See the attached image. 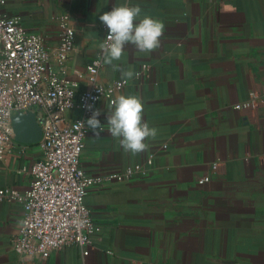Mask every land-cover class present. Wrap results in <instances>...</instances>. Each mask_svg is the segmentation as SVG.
I'll list each match as a JSON object with an SVG mask.
<instances>
[{"label":"crops","instance_id":"0c3cea01","mask_svg":"<svg viewBox=\"0 0 264 264\" xmlns=\"http://www.w3.org/2000/svg\"><path fill=\"white\" fill-rule=\"evenodd\" d=\"M124 4L140 7L141 19L165 24L159 49L126 45L113 62L134 73L150 64L116 96H139L144 121L158 133L145 141L146 151L125 152L108 132L112 105L102 98L104 131L98 139L89 131L80 163L92 176L151 153L154 165L146 175L89 189L85 203L99 232L88 255L72 244L24 261L14 249L23 206L0 201V264H264V110L253 123L235 108L264 79V0H6L4 8L48 47L59 43L60 17L66 18L76 40L62 73L77 83L78 99L91 85L87 67L102 56L106 30L99 16ZM116 79L121 73L103 64L99 82ZM67 115L76 119L80 110ZM39 142L15 139L1 155L0 189L31 186L30 169L44 156ZM215 161L224 164L214 172ZM205 174L211 180L199 184Z\"/></svg>","mask_w":264,"mask_h":264},{"label":"built area","instance_id":"2783aa9c","mask_svg":"<svg viewBox=\"0 0 264 264\" xmlns=\"http://www.w3.org/2000/svg\"><path fill=\"white\" fill-rule=\"evenodd\" d=\"M6 0H0V157L15 142L13 115L37 108L42 126L40 147L44 156L35 161L30 172L31 186L24 191L0 189V201L22 204L24 217L14 249L24 261L47 259L55 250L77 244L89 254L98 235L90 209L85 203L89 189L104 181H129L136 175L148 174L155 154L123 170L103 175H88L80 163L86 137L91 130L86 121L99 110L102 98L112 101L124 87L122 79L102 84L98 74L103 63L95 59L87 68L90 87L76 99L77 83L62 71L75 49L76 32L66 18L60 17L61 36L54 47L46 46L44 37L27 30L18 15L5 11ZM106 37L108 29L106 26ZM105 37V39H106ZM54 62L56 67L50 68ZM56 68V69H55ZM150 64H143L136 73L141 78ZM77 107L80 116L69 119L67 113ZM250 122L260 118L264 110V79L255 80L249 97L235 105ZM85 122L84 128L78 123ZM166 147V145L164 146ZM223 161H215L217 171ZM211 180L210 174L198 179L199 184Z\"/></svg>","mask_w":264,"mask_h":264},{"label":"clouds","instance_id":"9594fccd","mask_svg":"<svg viewBox=\"0 0 264 264\" xmlns=\"http://www.w3.org/2000/svg\"><path fill=\"white\" fill-rule=\"evenodd\" d=\"M141 12L142 9L138 6L124 4L114 6L111 11L99 16V20L108 29V35L100 45L102 57L96 63L111 65L114 71L121 73V79L125 83L139 76V73L124 71L118 64L113 63L119 61L125 54L126 45L133 46L137 52L151 53L161 47V37L165 32L163 21L150 15H144L141 19ZM111 103L112 111L106 117L110 135L119 140L125 152L138 154L146 151L149 145L145 141L149 138L155 139L158 130L144 121L142 99L137 95H120ZM100 115L99 110L93 111L92 116L86 121L97 139L104 131L98 119ZM78 125L84 128L85 122Z\"/></svg>","mask_w":264,"mask_h":264},{"label":"water","instance_id":"95a60500","mask_svg":"<svg viewBox=\"0 0 264 264\" xmlns=\"http://www.w3.org/2000/svg\"><path fill=\"white\" fill-rule=\"evenodd\" d=\"M15 139L25 143L39 142L42 126L33 110L18 112L12 118Z\"/></svg>","mask_w":264,"mask_h":264},{"label":"trees","instance_id":"16d2710c","mask_svg":"<svg viewBox=\"0 0 264 264\" xmlns=\"http://www.w3.org/2000/svg\"><path fill=\"white\" fill-rule=\"evenodd\" d=\"M36 113H38L37 111H36ZM41 122V121H40Z\"/></svg>","mask_w":264,"mask_h":264}]
</instances>
